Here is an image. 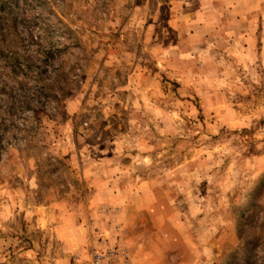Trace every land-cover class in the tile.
<instances>
[{
	"label": "rangeland",
	"instance_id": "374dc122",
	"mask_svg": "<svg viewBox=\"0 0 264 264\" xmlns=\"http://www.w3.org/2000/svg\"><path fill=\"white\" fill-rule=\"evenodd\" d=\"M13 5L0 264H264V0Z\"/></svg>",
	"mask_w": 264,
	"mask_h": 264
},
{
	"label": "built area",
	"instance_id": "2783aa9c",
	"mask_svg": "<svg viewBox=\"0 0 264 264\" xmlns=\"http://www.w3.org/2000/svg\"><path fill=\"white\" fill-rule=\"evenodd\" d=\"M91 243V264H130L127 252L119 241L108 239L104 232H96Z\"/></svg>",
	"mask_w": 264,
	"mask_h": 264
},
{
	"label": "trees",
	"instance_id": "16d2710c",
	"mask_svg": "<svg viewBox=\"0 0 264 264\" xmlns=\"http://www.w3.org/2000/svg\"><path fill=\"white\" fill-rule=\"evenodd\" d=\"M9 1V2H8ZM4 0V2L1 3V6H0V20H2V22H6L7 20H5V17H4V12H3V9L6 8L8 11H9V15H8V18H10V20L12 21V23L14 24L15 23V13H14V2H17V0L15 1H12V0ZM7 23V22H6ZM5 55L7 57H10L11 60H15V58L18 56V51L17 49H11V48H8V51H7V54L5 53Z\"/></svg>",
	"mask_w": 264,
	"mask_h": 264
}]
</instances>
